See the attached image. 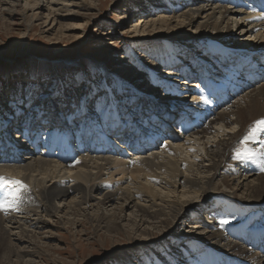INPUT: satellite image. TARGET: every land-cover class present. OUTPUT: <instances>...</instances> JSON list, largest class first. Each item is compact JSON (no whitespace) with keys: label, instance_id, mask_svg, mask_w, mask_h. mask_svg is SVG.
<instances>
[{"label":"bare ground","instance_id":"bare-ground-1","mask_svg":"<svg viewBox=\"0 0 264 264\" xmlns=\"http://www.w3.org/2000/svg\"><path fill=\"white\" fill-rule=\"evenodd\" d=\"M141 1L136 4L132 1L127 12L132 13L136 10L144 16L146 11L149 14L153 11H162L170 15L145 24L142 21L143 17L139 18L145 30L152 28L155 31L162 28L166 35L152 37L155 40L148 37L150 42L132 45L143 46L146 52L148 48H152L154 59H158L153 65L154 61L151 65L143 63L142 69L147 73L146 79H138L150 80L151 94L160 92L161 86L167 93V88H173L167 87L168 82H178L180 70L175 66L178 60L184 58L181 55L186 53L185 45L194 48L210 40L211 46H213L211 42H215L218 47L225 43L235 48L245 44L244 48L251 52L264 48V19L257 18L264 16V0ZM33 2L39 11H34L36 14H33L32 18L37 19L43 10L48 13L53 28L55 24H59L60 18L70 17L71 14L58 15L56 11L51 10V6H61V12L64 9L65 13L73 6L75 8L86 6L84 0H33ZM145 4L151 5V11H148L149 7L144 6ZM180 4L186 5L187 12L180 17H173V14L179 12ZM2 6L0 3V8ZM14 10L10 8L9 12L14 15ZM172 24H180L174 30L197 26L200 33L195 37L192 35L178 37L170 27ZM184 38L185 41H181ZM219 51L221 57L212 63L217 67L222 66L220 74L213 76L217 77L216 79L206 80L199 89L183 87L186 82L180 84L178 90H174L176 100L161 99L158 102V99H153L151 95L147 96L154 102L148 108L159 114L168 107L179 110L185 108L187 103H192L187 102L189 96L181 97L187 94L186 90L193 92L190 95L193 96L191 101L199 99L201 103L188 106L193 119L189 120V116H185L182 119L183 126L178 132L170 129L161 132L167 137L163 138L165 142L162 139H151L152 143L155 142L152 145L131 149L130 151L137 152L134 158L126 156L119 146L125 139L118 132L123 126L118 127L116 132L110 129L108 142L105 144L98 141L93 144L92 138L90 141L86 139L83 142L79 141L80 137L85 138L84 130L88 126L97 127L102 131L105 129L98 126L99 116L105 121L106 118L112 119L119 112L116 97L112 94L113 88L117 93L129 86L128 80H123L116 72L110 73L106 66L99 64L97 67L100 75L105 78V84L101 85L103 95L96 101V95L91 91L85 95L83 101L80 100L81 103L80 101L77 103L76 110L71 112L65 110L64 119L66 112L68 113L66 125L50 133L53 136L51 145L44 141L38 149H32L33 142L28 140L30 134L28 129L22 133L24 136L21 138L26 141L24 143L26 146L30 145L33 155L25 156L20 149L16 150L17 142L12 144L7 152L5 147L1 149L0 175L23 181L27 189L10 184L0 190V199H11L10 193L19 189L16 207L6 212L0 211V255L5 254L8 258L7 260L2 258L0 262L31 264L30 260L26 262L25 258L30 259L32 254L41 256V253H56L57 249L40 247L41 252L38 250L32 252L26 247L20 248V244L13 240L14 237H18L17 240L22 242L25 237L29 238L34 242V248H37L39 241L36 232L47 229L52 233L54 231L52 229L58 228L43 217L56 216L59 219L56 223L66 230L69 226L75 228L76 225L82 226L85 220L93 223L95 235L102 232V237L126 236L131 239L133 238L131 233L139 237L145 236L138 242L135 240L133 246L131 243L124 248L128 250L133 249L132 247L135 250H142L146 246L155 245L152 242L155 241L152 232L160 227L167 228L164 236L167 238L164 240L166 244L172 245L174 241L182 244L178 253L183 257L182 260H177L178 254L166 253L164 259L156 256L158 251L156 254L151 251L152 253L144 255V264H153V261L154 264H241L228 255H237L247 263L264 264V235L257 236L254 232L257 227L264 224V172L259 166V161L264 159V131L257 137L241 143L254 121L264 118V82L251 81L259 74L255 71V66L245 64L246 59L243 56ZM159 59L168 62V67L164 68L162 75L159 71L162 62ZM110 79L111 83L106 84ZM132 91L135 92L134 89ZM75 92L72 87L69 91L71 99L76 95ZM138 95L142 96L139 93ZM201 97L207 99L209 103L205 104ZM233 99L236 100L232 101ZM26 105L24 103L23 106ZM49 107L48 112L53 109V102ZM38 110L40 108L34 111ZM61 113L58 121L63 120ZM207 115L210 119H205ZM162 119L165 122V116ZM13 120L12 118L11 121ZM109 123L112 125V120ZM193 124L194 131L191 129ZM176 129H179V126ZM93 132L94 129L88 133L93 135ZM57 134L60 136L66 134L59 144L54 142ZM98 134L100 137L101 133ZM245 147L255 155L242 154L238 157L237 152L243 153ZM200 151L209 159L208 164L202 165L207 161L203 159L204 156L202 157L204 154L200 156ZM16 152L18 153L14 156ZM192 155L200 156L201 162L194 161ZM135 193L136 196H143L144 200L140 197L141 202L140 200L136 202L132 196ZM119 199L121 203L115 201ZM108 205L116 207L109 211ZM243 207L249 209L250 213ZM95 208L97 215H93ZM222 208L225 212L216 226L209 221V215ZM185 214L187 218L199 216L198 219L192 220L193 227L205 232L193 235L190 233L192 229L187 230L183 223L178 225V222L185 220L183 217ZM124 215L131 217L129 220L131 233L122 224ZM171 218L173 223H170ZM60 219H64L63 222H60ZM225 220L228 223H222ZM238 222L243 226L236 230ZM176 229L178 233H174ZM138 246L140 247L136 248ZM120 250L124 252L122 254L126 253L123 249ZM191 253L192 257L189 256Z\"/></svg>","mask_w":264,"mask_h":264},{"label":"rangeland","instance_id":"rangeland-1","mask_svg":"<svg viewBox=\"0 0 264 264\" xmlns=\"http://www.w3.org/2000/svg\"><path fill=\"white\" fill-rule=\"evenodd\" d=\"M27 1L0 0L1 6L3 5L0 8V119L3 118L2 114L5 117L8 114H13L24 103L27 104L23 106L24 109L29 111L38 103L37 95L43 96V98L46 94L52 95L49 100L53 102L54 107L57 104V107H60L61 104L70 103L71 101L77 105L91 91L95 93V100L97 101L103 92L102 86L105 84V78L100 75L98 64L106 66L110 73L116 72L123 80H128L127 84L130 86L132 84L146 87L147 92L148 90L152 91L150 80L138 81V79H146L147 73L142 69V64L151 65L154 61L153 65L158 59H154L152 48H148L146 52L145 47H132V45H143L150 42L152 37L166 35L162 28L155 31L152 28H146L147 30H145L144 24L161 17L170 16L167 12L153 11L149 14L146 11L144 16L139 14L140 12L137 13L136 10L132 13L127 12L131 7V3H133L132 1L136 4L141 0H84L86 6L79 8L73 6L66 10V13L64 9L61 12V6H51V10L56 11L58 15L71 14L70 17L62 16L63 18L59 19V24H55L53 28L50 18L48 19V13L43 10L37 18L38 20L32 18V15L36 14L34 11L38 12L39 10H37L38 7L35 8L36 5L33 0ZM126 1L130 3H126ZM143 2L141 1V3ZM27 3H31L30 6H27ZM181 4L179 12L173 14V17H180L184 12H187L186 5ZM144 6H148V11H151V5L145 4ZM10 8L15 9L14 15L9 12ZM224 8L230 7L224 6ZM142 17L144 24L139 21V18ZM178 20H181V18H178ZM159 24L162 26L161 23ZM179 25L172 24L170 27L174 30ZM136 26L139 28L136 29ZM173 33L178 37L189 35L195 37L199 35L200 30H197V26H193L185 30L176 29ZM152 39L155 40V38ZM181 41H185V38ZM159 60L162 62L161 59ZM167 63L163 61L159 66L160 75L165 70L164 68L168 67ZM109 83H111V79L106 82V84ZM72 87L76 91L73 99L70 98L72 95L69 93ZM185 92L187 94L181 95V97L185 95L190 97L193 94L192 91L186 90ZM50 102L45 104H50ZM80 106L82 107L81 104ZM92 110L94 112L93 108ZM202 154L204 152L200 151V156ZM200 156L192 155L193 160L198 162H201ZM202 157L207 161L202 165L208 164L209 159L206 155L204 154ZM132 196L136 202H139L140 197L141 200H144L143 196H136V193ZM115 201L119 202L120 199ZM115 207L114 205H108L107 209L113 211ZM96 209L93 210V215L98 214ZM52 217L53 219H51ZM52 217L44 216L43 219L58 228L52 229L54 230L52 233L47 229L36 232L35 235L39 241L37 248H34V242H31L29 238L25 237V239L23 237L22 242L17 240L18 237L13 238L15 242L20 244V248L26 247L32 252L33 250L40 251L39 247L57 249L56 253H41V256L40 254H32L30 259L25 258L26 262L30 260L31 264H129L132 261L133 263L130 264H144L143 257L145 254H150L151 251L156 254L158 251L156 256L165 259L166 253L178 254L182 245L175 241L172 245L166 244L167 238H164V236L167 228L160 227L152 232L155 236V241L152 242L155 245L146 246L142 250H135L134 247L131 250L130 248L129 250L124 249L131 243L133 246L134 242L145 238V236L139 237L130 232L131 222L129 220L131 217L129 215L125 216L122 224L132 234L133 238L131 239L126 236L113 237L107 235L103 238L102 232L95 235L94 224L85 220L82 226L76 225V228L69 226L67 230H70V232H67L65 228H60L61 225L59 226L56 223L59 219L56 216ZM183 217L185 220L178 222V225L183 223V227H187V230L192 229L191 234L198 235L205 232L201 229L196 230L193 227L192 220H195V216L187 218V214H185ZM63 220L60 219V222H63ZM172 221L171 218L170 223H173ZM174 233H178V230L176 229ZM161 234H164L163 237H160ZM6 242L10 246L8 240ZM120 249H123L126 253L122 254L124 252ZM191 255L193 254L191 253ZM2 258L4 260L8 259L5 254L0 255V260ZM182 258L181 254L177 255V260H182ZM119 259H122V261H119ZM0 264L2 263L0 262Z\"/></svg>","mask_w":264,"mask_h":264},{"label":"snow or ice","instance_id":"snow-or-ice-1","mask_svg":"<svg viewBox=\"0 0 264 264\" xmlns=\"http://www.w3.org/2000/svg\"><path fill=\"white\" fill-rule=\"evenodd\" d=\"M257 18L264 19V16H260ZM201 99L203 100L205 104L209 103V101L205 99L204 97H201ZM262 131H264V118L257 119L256 121H254L253 125H251L249 128L248 134L245 135L241 143H244L248 141L249 139H253L257 137ZM242 154L248 155V156L255 155V153L251 152L247 147L244 148L243 153L239 151L237 152L238 157L241 156ZM259 166H260V170L264 172V159H261L259 161ZM10 184H15V185H18L20 188L27 189V185L24 184L23 181L0 175V190L5 189V187ZM10 196H11V199H8V198L0 199V211L6 212L16 207V201L19 198V189L11 192ZM222 223H228V221L225 220V221H222Z\"/></svg>","mask_w":264,"mask_h":264}]
</instances>
